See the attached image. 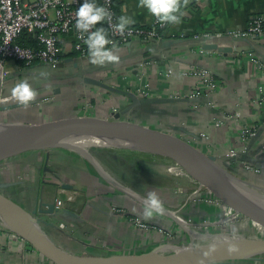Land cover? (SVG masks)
Segmentation results:
<instances>
[{"label": "crops", "instance_id": "1", "mask_svg": "<svg viewBox=\"0 0 264 264\" xmlns=\"http://www.w3.org/2000/svg\"><path fill=\"white\" fill-rule=\"evenodd\" d=\"M116 1L117 16L131 17L134 20L131 26L148 28L153 24L155 17L138 7V0ZM185 11L187 15L182 22L170 27L172 36L145 46L138 39L118 46L119 64L96 65L89 58L80 59L69 38L63 44V62L57 69L40 65L26 68L13 63L7 75L11 77L0 82V110L19 105L20 109L4 113L30 118L33 126L73 117L111 120L120 114L122 120L189 142L214 157L220 167L237 178L263 189L264 106L258 103L257 91L262 73L258 74L250 57L264 66V35L243 39L224 36L205 45L193 35L244 29L250 18L264 15V0H193ZM143 60L149 63L139 79V64ZM192 65L212 74L218 83L215 92L190 97L197 88L196 81L188 75ZM167 70H171L169 76ZM80 71L84 73L82 76ZM25 79L38 92L27 108L11 95L13 86ZM144 84L151 93L149 98L138 94ZM44 96H51V100L37 103ZM9 114V119L18 120ZM244 126L257 132L245 144L239 135ZM95 149L91 152L88 149L86 158L66 150L47 149L6 159L0 162V192L33 216L49 243L67 254H139L157 245L161 235L155 227L161 217L154 216L151 219L154 224L146 230L135 224L136 220L143 223V198L137 188L144 184L143 170L129 171L121 162L113 167L105 162L98 150L101 148ZM134 160L144 165L143 157ZM246 164L260 168V173L245 172ZM151 184L158 193L166 186L158 181ZM171 186L164 191H170L173 205L164 207L177 208L183 220L201 227L197 230L201 235L217 230L218 226L207 225L208 219L217 222L225 215L236 214L247 220L201 184L195 192L194 188ZM202 198H211L216 205L203 204L199 200ZM57 200L63 202L62 208L55 207ZM50 206L54 207L48 213ZM243 219L235 223L241 228L232 229L236 234L242 235L248 228L249 224L241 223ZM247 238L264 239V236ZM0 264L52 263L14 232L0 227ZM226 264H264V255Z\"/></svg>", "mask_w": 264, "mask_h": 264}, {"label": "water", "instance_id": "2", "mask_svg": "<svg viewBox=\"0 0 264 264\" xmlns=\"http://www.w3.org/2000/svg\"><path fill=\"white\" fill-rule=\"evenodd\" d=\"M79 74L82 76L84 73L80 71ZM10 77L6 76L0 82ZM18 107L19 105L9 106L2 108L1 111ZM114 117L118 120L120 114ZM4 124V126H9V123ZM23 126L34 128L35 133L25 134L24 130H18L14 136L0 137V162L33 151L79 149L75 142L77 139L86 137H109L122 140L134 138L153 147L157 152L135 148L130 150L173 160L184 172L231 205L238 213L264 226V196L255 191L246 181L220 167L214 157L203 153L179 137L128 121L104 120L94 117H73L65 121L38 124L36 128L30 124H23ZM23 136L27 138L20 139ZM93 148L122 149L123 147ZM86 153L88 154V151ZM0 202L7 206L17 219L21 233H14L52 264H119L138 261L151 255L157 256L161 264H226L264 255V239L246 238L237 240L231 248L210 253L207 256L200 254L175 260H165L168 256L160 255L156 250L140 255L75 256L52 246L38 229V222L33 216L1 192ZM53 207H48L47 212L50 213ZM229 249L234 250L229 251Z\"/></svg>", "mask_w": 264, "mask_h": 264}, {"label": "built area", "instance_id": "3", "mask_svg": "<svg viewBox=\"0 0 264 264\" xmlns=\"http://www.w3.org/2000/svg\"><path fill=\"white\" fill-rule=\"evenodd\" d=\"M192 1L190 0V3ZM83 2L84 0H0V80L9 74L6 66L9 62L26 68L40 65L51 70L57 69L63 62V44L68 38L71 40L72 49L77 57L88 59L87 46L75 28L76 10ZM99 2L100 5L109 8L113 13L112 24L115 25L118 16L113 0H99ZM171 26L174 25H161L155 18L150 27L130 26L125 34L121 36L109 26L107 21L104 22L109 39L117 46L127 44L134 39L140 40L144 46L160 41L165 36H172L169 30ZM263 35L264 15H256L250 18L244 29L202 32L194 34L193 38L205 45L209 42L216 43L215 41L224 36L243 39L258 38ZM86 36L87 34H85V38ZM250 61L258 74L262 73L257 91L259 94L258 103L264 106V66L255 58L250 57ZM148 63L147 60L140 62L139 79L142 78V69ZM170 74L171 70H167L166 75L169 76ZM188 75L197 84V88L190 94L191 98L207 96L218 88V83L212 74L199 65L190 66ZM138 94L143 98L151 97L148 85L144 84L143 88H139ZM256 134L255 129L244 126L239 135L241 142L245 144L249 139L254 138ZM261 150L264 154V146ZM242 151L244 152L245 149H242ZM229 153L233 154L234 151H229ZM262 163L264 164V155L262 156ZM244 171L256 175L260 173V168L246 164L244 165ZM55 207L57 209L62 208L63 202L57 200ZM135 224L143 230L147 229V226L139 220H136ZM159 232L161 231L159 230Z\"/></svg>", "mask_w": 264, "mask_h": 264}, {"label": "rangeland", "instance_id": "4", "mask_svg": "<svg viewBox=\"0 0 264 264\" xmlns=\"http://www.w3.org/2000/svg\"><path fill=\"white\" fill-rule=\"evenodd\" d=\"M11 65H13V63H10V62L7 63L6 65L7 69H9ZM49 100H51V96H44L43 99H40L37 103H43ZM18 109L20 108L18 107ZM4 112H7V111L0 110V123H9V122L15 123L16 122V123H21V124H32L30 118H27V117L24 118L21 115H18V113H14V114L8 113L10 117L11 116L18 117V120H13V119H9L8 114ZM112 118L111 120H114V121H125V120H122L120 117L118 118V120L115 119V117L113 116ZM40 124L42 125L43 123H40ZM114 147H119V146L114 145ZM78 148L79 149H71V150L61 149V150L70 151V152H73V154H75L78 157L86 158L87 157L86 152L88 151V149H91L93 147H90V148L78 147ZM122 149L130 150L134 148L123 147ZM132 151H135V150H132ZM143 169L145 170V172L150 173L152 176H150V174H144L143 186H139V185L137 186V188L140 190L141 197L144 199L150 191H156L158 193V189H156V186L151 184L152 181H154V183H157V181L158 183H161V184L164 183L166 186L161 188L160 193H158L164 205H173L171 204V201H170L172 197V195L170 194V191L169 190L164 191V188L172 187L171 185H173L174 187L176 185L178 187L183 186V187H189L192 189L194 188L193 192H195L197 190V187L200 184L197 180H195L194 178L189 176L187 173H185L181 168L174 167L172 166V164L168 162L166 164H163V163L155 164V166H151L150 164L145 163L143 165ZM131 178H133L134 180V175H132ZM148 182H150V184ZM252 188L264 196V188L263 189H259L257 187H252ZM199 200L202 201L203 204H206L208 206L216 205V203L213 202L211 198H202ZM177 213H178L177 208L175 209L165 208L164 215H158L159 218L161 217V220L156 222L158 226L155 227V231L161 235V238L159 239L158 244L149 246L148 249H145L143 252H139V254H131V255L146 254V253H150L153 250H156L158 254L169 257L170 255H172V249L175 247H181V246L197 247V246H201L205 244H211V243L217 242L219 238L221 237H225L230 240H239V239H246L247 237L264 236V226L260 227V225L255 223V221L248 219V218L246 221H244L243 218L235 216V215H225L224 217H221L217 222H209L210 220L208 219V221L206 222L208 223L207 225H210V226L212 225L213 227L218 226L216 227L217 230L216 231L213 230L212 232L210 231L207 234L201 235L199 232H197V230L201 229V227L198 226V224H196L193 221L189 222V221L183 220L182 217H180ZM242 219L243 221L241 223L245 224V226L249 224L247 226L248 228L245 230V233H243L242 235L240 233L236 234L235 232H233L232 229L233 227L241 228L240 227L241 225L239 224L236 225L235 223H238ZM142 220H143V225L149 226V227L152 226L151 223L155 222L154 220H145L143 218ZM0 227L5 228L6 230H9L2 224L1 220H0ZM159 230L161 232H159ZM16 235L20 238L18 234ZM244 260H247V259H244ZM240 261H243V260H240Z\"/></svg>", "mask_w": 264, "mask_h": 264}, {"label": "clouds", "instance_id": "5", "mask_svg": "<svg viewBox=\"0 0 264 264\" xmlns=\"http://www.w3.org/2000/svg\"><path fill=\"white\" fill-rule=\"evenodd\" d=\"M189 3L190 0H138V7L146 9L161 25H178L187 15L185 9ZM112 19L113 13L110 9L98 5L95 0H84L76 10L75 28L84 39L92 64H119L121 61L117 44L109 39L108 32L102 25L107 21L114 31L123 36L126 30L134 24V20L127 15H121L118 17L117 23L113 25ZM97 25L101 26L96 27ZM85 34H87L86 38ZM41 75L46 74L42 73ZM11 95L18 104L27 108L31 102L36 100L38 92L25 79L13 86ZM164 213L165 207L158 193L150 191L143 199L142 217L145 220H151L154 216L164 215ZM233 250L229 249V251ZM209 254L205 253V256Z\"/></svg>", "mask_w": 264, "mask_h": 264}, {"label": "bare ground", "instance_id": "6", "mask_svg": "<svg viewBox=\"0 0 264 264\" xmlns=\"http://www.w3.org/2000/svg\"><path fill=\"white\" fill-rule=\"evenodd\" d=\"M4 123H0V137H11L16 134L18 130H24L25 134H31L33 135L35 133L34 128H27L23 126L21 123H10L9 126H4ZM16 125V126H11ZM32 127H38L33 126ZM26 136L21 137L20 139H26ZM76 146H79L80 148H90V147H109V146H119V147H128V148H135V149H142V150H148L152 152H157L156 149L153 147L138 141L134 138L122 140L117 138H81L77 139L75 142ZM107 180V179H106ZM108 180H112L109 179ZM112 182V181H111ZM116 185V184H115ZM123 190V189H122ZM129 192V191H128ZM0 220L2 224L8 228L12 232H16L18 234L21 233V230L18 226L17 219L13 215V213L0 202ZM196 235V234H195ZM234 243H237V240H230L225 237L219 238L217 242L211 243V244H205L197 247L189 248V246H181V247H175L172 249V255H170L165 260H175V259H182L186 257H190L192 255H200L205 253H214L218 251H222L228 248H231L234 246ZM159 258L155 255H151L150 257H144L138 261H132L129 263H119V264H161L158 261Z\"/></svg>", "mask_w": 264, "mask_h": 264}, {"label": "trees", "instance_id": "7", "mask_svg": "<svg viewBox=\"0 0 264 264\" xmlns=\"http://www.w3.org/2000/svg\"><path fill=\"white\" fill-rule=\"evenodd\" d=\"M95 2L98 5H100L99 0H95ZM113 5L115 8V11H118V3L116 0H113ZM100 26L101 25H97L96 27H100ZM102 26L104 27V23ZM161 32H159V33H161ZM90 150L94 151L97 149L92 148V149H89V151ZM98 150L103 153V156L105 157L104 160H105V162L109 163V165L115 167V166H117V163L121 162L128 168L129 171L130 170L133 171V170L137 169L138 172L143 170V174H150V173L145 172V170L143 169V166H141V162H137V160H134L135 157H139V156L143 157V159H144L143 163L144 164L145 163L149 164V163H153V162L157 163V164H159V163L166 164L168 162V163L172 164V166L180 168L176 164V162H174L171 159H168V158H165V157H162L159 155H155V154L146 153V152L124 150V149H118V148H101ZM150 176H152V175L150 174Z\"/></svg>", "mask_w": 264, "mask_h": 264}]
</instances>
